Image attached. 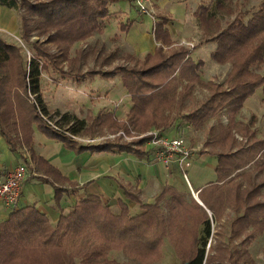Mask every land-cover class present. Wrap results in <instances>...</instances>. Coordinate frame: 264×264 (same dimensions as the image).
Here are the masks:
<instances>
[{
    "label": "trees",
    "instance_id": "trees-1",
    "mask_svg": "<svg viewBox=\"0 0 264 264\" xmlns=\"http://www.w3.org/2000/svg\"><path fill=\"white\" fill-rule=\"evenodd\" d=\"M111 1L114 0H0V5L16 9L25 7L24 9L31 15L30 19L35 21L34 29L42 34L51 30L49 38L56 43L61 56L64 57L73 41L85 39L100 31L104 17L109 14L108 4ZM217 2L224 6V13L227 14L234 12L229 5L235 4L234 18L215 34L214 39L218 45L211 53L215 62L230 63L231 69L222 81L209 86L211 92L204 101L192 103L190 110L182 115L186 120L184 124L195 127L200 126L209 115L218 113L222 108L229 110L228 115L235 113L255 87L264 83V73L256 70L264 63V0L243 10L241 5L233 0ZM225 3L227 4L224 5ZM22 18L24 19L23 16ZM40 54L42 55L41 52ZM180 55L183 53L174 52L166 58L162 51H158L155 53L156 61L152 64L145 58L143 62H136V65L141 64V67L119 64L111 71H103L104 75L119 71L122 84L130 95L132 106L127 114V121L120 122L121 126L141 127L140 132H146L152 126L173 124L165 110L174 103L176 88L167 84L172 82L165 83L169 76L165 69L172 66L175 61L179 62ZM43 56L48 57L45 53ZM49 63H52L51 60ZM184 63L189 65L188 60ZM50 67L57 71L61 69L55 63ZM194 67L190 64L183 74L188 83L178 95L183 97L190 95L192 84L198 81ZM45 68L46 64H41L37 56L31 57L27 63L23 61L21 49L0 37V106L9 110L8 114L4 113V109L0 111V117L3 116L0 118V134L11 147H15L13 137H18L16 134L19 130L16 128L14 115L19 108L22 112L29 113L26 114L29 122L26 125L27 137L24 139L26 143L30 140L29 127L33 121H38L41 128L50 135L65 138L63 140L70 146L74 144L72 136L86 129L84 120L77 118L64 120L72 122L66 132L58 126L61 121H56L54 126L44 119L49 116V110L41 99L39 75ZM15 86H19L21 92L13 91ZM29 94H33L34 101H27ZM22 95L26 97L24 96L18 106L17 98ZM229 118L231 121L230 115ZM218 130L219 132L214 133L209 131V136L204 141L205 145L213 142L220 148L216 151L218 159L215 167L216 181L208 183L198 192L204 206L171 186H165L163 192L151 204L141 203L143 211L135 215L129 213L128 206L122 201L119 202L120 210L117 213L113 212L95 194L78 199L73 210L61 213L54 224L35 206H26L17 211L12 210L8 217L0 222V264H77V260L79 264H119L108 257L111 249L121 250L128 255L132 253L141 256L159 255L163 250L164 238L169 235V225L172 224L170 219L184 220L182 215H187V211L190 210L197 213L206 212L208 209L215 216L224 201L231 206L232 212L236 215L233 221L241 225L238 228L240 230H231L233 236L245 232L244 230L251 231L239 242L243 248L238 246L231 250L226 244L216 242L213 251L218 254V250L226 247L227 254L223 259L227 263H247L250 261L249 251L244 244L250 243L256 231L264 232V199H257L264 189V178L243 185L238 177L245 179L244 175L247 173L236 172V169L247 164L253 155L251 153V156H245L246 149L239 145L236 151L233 150L236 142L230 122L226 126L218 127ZM19 133L21 134L22 130ZM148 139L149 136L145 134L144 137L138 138L133 146L107 141L103 148L123 149L140 154L142 151L138 146H142ZM254 144L258 147L264 146L260 141ZM81 148L82 146H76L77 150ZM250 151L252 152L251 149ZM230 183H234L233 188L227 189L226 185ZM124 191L129 199L138 201L133 192L127 189ZM165 195L169 196L164 203L168 210L164 211L156 200L162 199ZM191 231L199 233L194 240L196 245L195 243L191 245L194 251L183 257L181 264H224L217 259L214 262L212 254H205L206 239L210 234V218L206 214L202 221H198L194 231L193 228ZM177 232L180 233L181 229ZM176 244L174 247L181 249L178 241Z\"/></svg>",
    "mask_w": 264,
    "mask_h": 264
},
{
    "label": "crops",
    "instance_id": "crops-1",
    "mask_svg": "<svg viewBox=\"0 0 264 264\" xmlns=\"http://www.w3.org/2000/svg\"><path fill=\"white\" fill-rule=\"evenodd\" d=\"M153 1L154 18L139 14L130 0L109 2V14L104 17L105 21L103 20L98 37L101 35L106 37V29L115 26L111 25L114 20L112 14L114 17L120 14L124 17V20L118 25L120 32H123L120 38L128 49L124 56H129L131 60L139 62H143L146 58L148 63L152 64L156 61L155 53L158 51H162L166 58H169L174 52L183 53L179 56L181 58L179 62L175 61L172 66L169 64L170 66L165 69L169 75L165 83L172 82L167 84L174 85V89L176 88L174 103L165 110L173 124L156 128L167 135L174 136L181 132H179L178 126L184 127L187 132H191V127L196 128L193 125L184 124L186 120L182 115L190 110L192 103L204 101L211 92L209 86L212 83H219L230 72L231 64L215 62L211 53L218 45L217 40L214 39L215 34L234 18L235 4L231 2L229 7H232L234 12L227 14L224 13V6H220L217 0ZM233 1L238 2L243 10L247 7L249 0ZM257 3L258 1L254 2L252 6H256ZM93 34L90 36L95 38ZM105 52L107 55L101 52L97 54V64L105 65L110 61H116L117 58H113L116 51ZM124 56L121 57L123 62ZM187 60L189 65L195 66L194 72L198 75V81L192 84L190 95L183 97L178 95V92L188 83L183 75L189 67L187 63H184ZM261 67L256 70L262 72ZM91 73L90 77L93 78L94 75L99 74V71L96 69ZM115 73L120 74L119 71ZM67 76L79 79L74 73L65 76L54 75L53 78L56 82L71 81V79H67ZM101 76L112 77V75L103 73ZM171 79L173 80L170 81ZM122 88L126 95H129L127 89L124 86ZM106 91L103 93L106 94ZM109 95L108 90L107 96L109 97ZM94 104H97L98 108L101 106L99 109L102 114H95V118L99 120L94 125H101L104 129L105 135L100 139L91 136L95 134L91 130L86 133V130L91 127L86 126V129L72 136L74 144L70 146L62 138L45 132L38 121H33L29 127L30 140L27 144L20 138L17 146L11 147L5 137L0 134V175H3L18 162L26 164L28 169V176L23 184L17 205L8 208L0 202V222L5 220L12 210L17 211L26 206H35L54 224L61 213L73 210L78 199L92 194L99 196L103 203L115 213L120 210L119 202H125L129 213L135 215L143 211L141 203L151 204L163 192L165 186L187 192L185 181L193 193H196V197L191 195V198L204 206L198 197V192L208 183L216 181L215 167L218 161L216 151L220 150L218 144L212 142L205 145L203 142L205 145L203 150L195 148L192 166L188 168L191 170L196 168L194 163L199 168L198 172H194L197 175L193 174V188V183L191 184L189 181L186 170L179 164L165 165L153 159L152 147L148 140L142 146H138L142 151L140 154H133L123 149L103 148L104 144L110 141L105 138L112 137L108 127L112 126L114 120L122 123L127 121L126 117L132 104L130 101L127 110H124L120 104L113 113L116 117L112 114L111 109L105 110L107 107H111L109 99L105 96L102 101L94 102ZM228 111L222 108L218 113L209 115L206 121L197 127H202L207 123L206 141L209 131L219 132L218 127L226 126L230 122L232 135L236 142L233 150L236 151L239 145L246 149L245 156H251V153L253 155L252 159L243 167L236 169V172H252L253 175L258 173L252 177L260 180V178H264V146L258 147L254 143L258 141L264 143V83L255 87L235 113L229 114L232 117L231 121ZM24 119L27 120L28 116ZM214 120L215 122L212 123L211 121ZM90 124L92 125V122ZM83 133H86L87 137L83 136ZM146 133L147 131L141 133L140 137H144ZM186 137L188 138L187 135ZM102 139L105 140L101 141ZM76 146H82V148L77 150ZM196 150L198 151L196 152ZM256 163H259L260 166L256 167ZM200 172L206 176L204 181L199 177ZM183 173L186 174L187 180ZM238 178L240 179L241 176ZM124 189L134 192L138 201L129 199L125 195ZM132 209L137 211L132 213ZM116 251L111 249L109 252L113 259H115Z\"/></svg>",
    "mask_w": 264,
    "mask_h": 264
},
{
    "label": "rangeland",
    "instance_id": "rangeland-1",
    "mask_svg": "<svg viewBox=\"0 0 264 264\" xmlns=\"http://www.w3.org/2000/svg\"><path fill=\"white\" fill-rule=\"evenodd\" d=\"M34 1V0H31ZM38 1V0H35ZM42 1V0H39ZM260 0H249L248 5L246 8L252 7V4L254 2ZM257 3V4H258ZM246 4V3H245ZM256 4V5H257ZM255 6V5H253ZM25 7H20L19 9L16 8H10L7 6L0 5V37L4 39L7 43H10L12 45L17 46L19 49H21V54L23 61H26V63L29 61L31 57H39L41 60V64L45 65L46 68L40 71V95L43 103L48 107L49 110V116L44 117L45 120L49 121L52 125L55 126L56 121L60 122V128L66 132L67 128L72 125V122H67L64 120L77 118L84 120L85 126H91L88 131H92L93 135L96 136V138H101V136H104V129L101 125H97V121L99 119L95 118V114H102L101 109L98 108V105L94 104V102H100L104 99V96L109 99V105L111 107H107V109L112 110V114L114 113V110L118 108V106L121 104L124 110H127L130 106V96L126 95L125 90H123V84L121 81V75L113 73L111 74V78H104L102 77L103 69L104 71H111L117 67V65L121 64L127 67L131 66H137L141 67L142 65H136V62L129 58V56H124L126 54V51L128 50L126 46L124 45V41L121 40V35L123 32H120V29L118 28V25L122 20H124L120 14L115 15L112 14V18H114L111 25H115L112 28L108 27L106 29V37L101 35V37H98V33L93 34L95 38L88 37L85 39H78L72 42V44L69 47V50L66 51V54H64V57L61 56L60 50L56 47V43L52 42V39L49 38V32L47 33H41L39 31H36L34 29L35 27V21L30 19L31 15L27 12V10L24 9ZM24 17V19L22 18ZM23 19V20H22ZM105 21V20H104ZM122 31V30H121ZM51 33V32H50ZM23 36V37H22ZM95 41V43H93ZM123 43V44H122ZM101 46V47H100ZM104 50V52H103ZM116 51V54H114L117 58L116 61H110L108 64L101 65L97 64V54L98 53H106L105 51ZM42 53V55L40 54ZM46 54L48 57L43 56V54ZM40 54V55H39ZM122 56L124 59V62L122 60ZM51 60L52 63H49V60ZM118 62V63H117ZM141 62V61H140ZM53 63L58 65L61 69L57 71V69L51 68L50 66L53 65ZM15 64V63H13ZM17 64H15L16 66ZM106 66V67H104ZM97 69L99 71V74L94 75L93 78L90 77L92 72H94ZM14 70V67H13ZM262 72L264 71V66L260 69ZM260 72V73H262ZM77 76L79 79H75V77H68L67 79H71V81H58L56 82L53 78L54 75H63L66 74L70 75L73 74ZM101 74V75H100ZM81 78V79H80ZM84 84V85H83ZM15 85V84H13ZM16 88L13 89V91H19L21 92V88L19 86H15ZM84 87V88H83ZM86 87V88H85ZM113 91H112V90ZM107 90L106 94L103 93V91ZM109 90V97L107 96ZM201 94L200 92H198ZM25 95H22L20 98H17L18 106L21 104L22 99ZM27 101L31 102L34 101L33 94L27 95ZM26 97V96H25ZM28 107V106H25ZM29 108V107H28ZM2 109L5 110L4 113L9 112L8 108L0 106V111ZM15 113V112H14ZM26 114L22 110L16 109V114L14 115V120L16 121V128L18 129L17 123H20L18 125L21 126V129H18L20 132L22 130V133L20 134L17 132L16 135L18 137H13V141L15 143V147L18 144V138L24 140L27 132L26 125L28 120L24 119L27 117ZM114 115V114H113ZM115 116V115H114ZM3 117V116H2ZM2 117H0L2 119ZM8 115L5 117L7 118ZM116 117V116H115ZM63 121H62V120ZM6 120V119H5ZM160 119H158L159 121ZM3 121V120H2ZM116 121V120H114ZM92 122V125L90 124ZM117 123H112L111 127L109 128L110 135L112 137H107L105 139L110 140L112 143L118 144L120 142L121 145L126 144L127 146H133L134 142L137 141L138 138H140V134L143 132H140L141 127H135L133 128L129 127H123L120 124V121H116ZM212 123L215 122L211 121ZM207 123L203 125L202 127H196V128H190L191 132H187L186 129L182 126H178L179 132L187 133V143L191 147H198L199 150H203L204 146L203 142L205 141L206 133H207ZM11 127V128H10ZM10 129H13L12 126H9ZM8 128V129H9ZM153 128H160V127H149V129ZM7 129V128H6ZM7 129V130H8ZM59 129V128H58ZM59 129V130H61ZM11 131V130H10ZM120 131L122 133H120ZM145 132V131H144ZM180 132V133H181ZM12 134V131L10 132ZM83 133V136L87 137V134ZM82 134V133H80ZM14 135V132H13ZM124 135H127L126 137ZM69 136V135H68ZM84 137V138H85ZM65 140V138H63ZM74 140V138L72 137ZM102 139L101 141L105 140ZM26 143V141L24 140ZM27 144V143H26ZM125 146V145H124ZM198 150H196L197 152ZM193 170L186 168V174L188 175V179L193 185L194 188V182L192 181L194 172H198L199 168L196 163H194ZM260 166L259 163H256L255 165ZM188 169V170H187ZM197 175V174H195ZM257 174L247 173L244 175L246 178L243 179L242 177L239 179L242 181L243 185L246 183L251 182L252 180L258 181L256 178L252 176H256ZM199 177L201 180L204 181V174L202 172L199 173ZM263 179V178H260ZM234 183H230L229 185H226V188L231 187ZM187 192H184L186 194L187 198H190L189 196L192 195V190L190 189V186L185 181ZM226 189V190H227ZM134 193V192H133ZM135 194V193H134ZM133 194V195H134ZM136 196V195H134ZM169 195H165L162 197V199H157V203L163 208V210H168L165 203V199L168 198ZM256 199V198H255ZM259 200L264 199V189L261 190V193L259 197H257ZM222 202V200H221ZM225 204V205H223ZM223 205V206H222ZM219 212L217 215L211 214L210 210H206V212L197 211V213H193L191 210L187 211V215H182V218L184 220L178 221L177 218L170 219V222L172 224L169 225V235L164 238V243L162 245L163 250L159 252V255H152V256H141L137 254H126L122 252L121 250H117L114 254L115 261H117L119 264H181L182 258L187 257L192 253L193 248L191 245H196V242L194 241L199 233H195L194 228L196 227V224L198 221H202L203 216L206 214L207 217L210 218V234L207 236L206 239V253L205 254H212V259L222 261L224 264H229L224 260L225 255L227 254L226 247L224 249L218 250V254L213 251L214 244L216 242L223 243L229 246L231 250H234L236 247L243 248V245H240L239 242L242 240L244 236H247V234L251 231L244 230L245 232H240L239 235L233 236V233L231 230L236 229L240 230V224L238 222L235 223L234 219L236 215L232 212V208L229 204H227L226 201L222 202L220 205ZM189 210V208L187 209ZM137 211V210H136ZM136 211H133L132 213H135ZM234 220V221H233ZM183 225V226H182ZM182 226V227H181ZM193 228V231L191 229ZM178 229H181V232H177ZM187 230V231H186ZM254 237L250 241V243L244 244L245 247L248 248L249 251V259L247 263L244 264H264V232L258 233L257 231L253 234ZM195 237V238H194ZM176 241H178L181 245V249H177L174 247L176 246ZM174 243V244H173ZM116 250V249H115ZM217 254V255H216ZM118 255V256H117ZM113 256V254H112ZM108 257H111L110 254ZM112 258V257H111ZM235 258H233L234 260ZM79 261L77 260V263ZM215 262V261H214Z\"/></svg>",
    "mask_w": 264,
    "mask_h": 264
},
{
    "label": "built area",
    "instance_id": "built-area-1",
    "mask_svg": "<svg viewBox=\"0 0 264 264\" xmlns=\"http://www.w3.org/2000/svg\"><path fill=\"white\" fill-rule=\"evenodd\" d=\"M136 10L141 15H147L154 18L155 6L153 0H130ZM120 133H122L120 131ZM148 141L152 147V156L156 161H160L165 165L176 163L184 170L192 165V156L195 147H191L187 143L185 133L181 132L177 135L170 136L153 128L148 129ZM125 137L127 135H124ZM185 180L187 176L183 173ZM28 176L27 165L18 162L14 167L10 168L3 175H0V202L5 207L13 208L20 200L22 187Z\"/></svg>",
    "mask_w": 264,
    "mask_h": 264
},
{
    "label": "water",
    "instance_id": "water-1",
    "mask_svg": "<svg viewBox=\"0 0 264 264\" xmlns=\"http://www.w3.org/2000/svg\"><path fill=\"white\" fill-rule=\"evenodd\" d=\"M192 196H193V197H196V193H195V192L193 193V191H192Z\"/></svg>",
    "mask_w": 264,
    "mask_h": 264
}]
</instances>
